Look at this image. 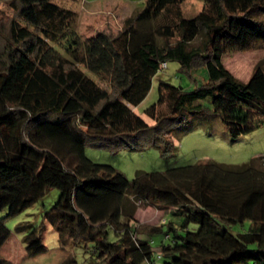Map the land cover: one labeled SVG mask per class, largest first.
<instances>
[{
    "label": "trees",
    "instance_id": "1",
    "mask_svg": "<svg viewBox=\"0 0 264 264\" xmlns=\"http://www.w3.org/2000/svg\"><path fill=\"white\" fill-rule=\"evenodd\" d=\"M8 1L16 14L0 25V210L14 216L57 188L44 218L63 245H82L106 264H157L153 234L161 235L158 264H264V156L138 170L130 180L86 154L88 145L144 142L164 153L172 130L191 115L219 116L232 137L264 123L263 61L242 81L221 59L264 44V0H203L191 17L182 0H145L119 32L99 29L84 39L69 26L72 9L52 0ZM123 36L126 53L118 45ZM168 60L186 73L204 67L207 80L184 89L159 79L158 98L146 109L150 124L133 107ZM134 199L168 208L170 219L141 236L131 223ZM20 226L27 255L47 250L44 226ZM10 234L0 217V249ZM7 260L0 255V264ZM74 263L68 255L60 264Z\"/></svg>",
    "mask_w": 264,
    "mask_h": 264
},
{
    "label": "rangeland",
    "instance_id": "2",
    "mask_svg": "<svg viewBox=\"0 0 264 264\" xmlns=\"http://www.w3.org/2000/svg\"><path fill=\"white\" fill-rule=\"evenodd\" d=\"M52 1L75 11L69 26L75 29L83 39L95 34L99 29H106L114 34L119 32L125 19L139 11L145 4V0ZM202 6L203 0L181 1V9L186 17L197 14ZM15 14L8 0H0V25L7 27ZM258 19L261 28H264V12ZM118 45L121 50L127 52L125 36L118 40ZM221 59L234 76L246 81L253 66L259 60L263 61L264 71V44L257 42L251 49L227 51ZM83 69L101 84H107L97 73L85 67ZM159 79L181 85L184 89H192L207 80L204 67L186 73L179 69L177 61L168 60L166 65L154 74L147 96L133 107L135 112L150 124L153 123V119L147 115L146 109L158 98ZM161 109H165V105H162ZM169 138L172 147L164 153L162 146L144 142L142 146L138 145L135 148L126 145L103 147L88 145L86 154L95 162L113 165L130 180L135 177L138 170H164L171 166L205 160L239 164L264 156V123L237 137H232L227 125L219 116L210 115L202 118L191 115L179 128L172 130ZM59 194V189L52 188L43 198L14 216H7L8 208L0 210V217L5 218V223L11 230L10 237L0 249V255L8 259L2 264H60L68 255H73L77 259V263L74 264H106L96 258L93 250L86 252L82 245H74L72 241L63 245L57 229L44 218V211L53 205ZM135 203L138 208L131 223L138 227V233L141 236H149L148 231L151 226L158 225L171 217L168 208L151 203L136 201ZM25 222L44 226L42 236L47 247L46 251L34 256L27 255L24 242L26 231L20 230V225ZM193 227L196 228V224ZM151 238L155 262L158 264L161 261L157 255L161 235L153 234ZM110 239H115L113 232L110 234Z\"/></svg>",
    "mask_w": 264,
    "mask_h": 264
},
{
    "label": "built area",
    "instance_id": "3",
    "mask_svg": "<svg viewBox=\"0 0 264 264\" xmlns=\"http://www.w3.org/2000/svg\"><path fill=\"white\" fill-rule=\"evenodd\" d=\"M165 65H166V62H162V63H161V67H163V66H165ZM147 264H154V262H152V263L148 262Z\"/></svg>",
    "mask_w": 264,
    "mask_h": 264
},
{
    "label": "crops",
    "instance_id": "4",
    "mask_svg": "<svg viewBox=\"0 0 264 264\" xmlns=\"http://www.w3.org/2000/svg\"><path fill=\"white\" fill-rule=\"evenodd\" d=\"M6 243V242H5Z\"/></svg>",
    "mask_w": 264,
    "mask_h": 264
}]
</instances>
